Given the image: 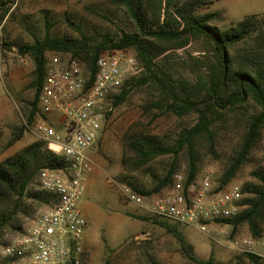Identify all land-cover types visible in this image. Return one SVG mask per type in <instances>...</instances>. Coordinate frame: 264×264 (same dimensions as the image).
<instances>
[{
    "label": "rangeland",
    "instance_id": "1",
    "mask_svg": "<svg viewBox=\"0 0 264 264\" xmlns=\"http://www.w3.org/2000/svg\"><path fill=\"white\" fill-rule=\"evenodd\" d=\"M188 1L193 0H174L169 18H174L176 6ZM205 1L212 2L204 4L197 12H219L214 23L220 28L232 26L247 16L254 17L252 34L233 46L230 52L236 65L249 63L253 66L252 61L257 59L264 73V0ZM159 2H146L148 18L154 25L166 17L164 10L159 11ZM6 9H0V161L37 140L23 126L30 102L35 97V62L31 55L19 52L20 44L45 40L54 46L60 41H74L93 47L106 43V39L114 38L122 31L138 34L149 46L154 68L163 83L151 79L134 86L103 126L92 153L95 162L92 175L86 180L80 201L87 220L83 264H152V259L159 264H197L185 256L172 233L127 201L113 180L147 190L156 185V178L172 164L176 172L187 174L190 148L186 145L185 129L197 122V114L189 112L179 116L167 111L164 85L194 99L202 98L200 83L207 78L215 58L212 44L204 37H192L184 46H178L176 41L142 35L126 5L117 0H17L8 3ZM2 37L11 44L2 43ZM107 45L99 53L114 51ZM125 50L135 56L141 67L136 49L129 47ZM70 53L49 48L45 53L46 64L53 57L63 59ZM78 55L84 60V53ZM143 73L140 71L136 76H143ZM258 110L255 102L249 99L242 105L218 109L211 115L210 131L191 139L197 173L208 171L216 178L222 175L240 148L246 132V119ZM142 136L153 141L152 155L142 157L132 148L131 142ZM14 138L16 140L11 142ZM181 142L184 145L175 154ZM259 171H264V127L246 161L229 183L241 188L257 187L261 184L256 176ZM40 190L36 178L33 191ZM242 195V198L254 196L249 191ZM14 203V197L0 200V220L12 216L0 231V248L7 234L19 230L28 217L48 206L39 199L27 198L21 206L26 212L19 210L14 214ZM177 228L200 259L205 260L212 255L215 264H252L242 253L224 245L228 236L248 235L246 223L241 224L235 233L228 227V236L220 232L217 241L193 227L177 225ZM3 263L0 256V264Z\"/></svg>",
    "mask_w": 264,
    "mask_h": 264
},
{
    "label": "built area",
    "instance_id": "2",
    "mask_svg": "<svg viewBox=\"0 0 264 264\" xmlns=\"http://www.w3.org/2000/svg\"><path fill=\"white\" fill-rule=\"evenodd\" d=\"M140 69L135 56L125 49L100 53L94 69L72 53L63 59L53 57L45 65L38 112L31 122L24 118L23 126L61 154L64 165L39 169V186L51 204L6 235L0 248L3 264H83L87 220L80 201L95 164L92 153L105 122L117 107L116 97L130 86ZM113 182L120 194L150 219L193 227L214 241L220 232L228 234L231 225L223 220L235 217L244 208L241 187L234 183L220 185L208 171L197 173L190 181L187 174L176 172L170 184L150 194L139 193L126 182ZM224 245L264 261V229L257 237L228 236Z\"/></svg>",
    "mask_w": 264,
    "mask_h": 264
},
{
    "label": "trees",
    "instance_id": "3",
    "mask_svg": "<svg viewBox=\"0 0 264 264\" xmlns=\"http://www.w3.org/2000/svg\"><path fill=\"white\" fill-rule=\"evenodd\" d=\"M117 1L126 5L139 33L142 35L165 41H176V45L178 46H184L192 37H204L212 44L215 58L210 64L207 78L204 79L203 83H200L203 93L202 98L194 99L191 95H186L171 86L164 85L167 92L165 105L167 111L179 116L189 112H195L197 114V122L191 128L185 129L186 145L190 148V161L187 170L188 181L198 172L195 159L192 156L191 139L201 133L210 131L211 115L216 113L218 109H232L237 105L244 104L249 99L253 100L258 106V112L250 115L246 119V132L239 150L218 178L220 185L228 184L246 161L250 150L256 143L264 127V73L259 65V61L254 59L252 62L255 65L252 64L253 66L249 65V63L236 65L234 56L230 52L233 46L244 41L252 34L255 26L254 17L247 16L232 26L220 28L214 23L219 16V12H197L204 4L212 1L193 0L176 6L174 11L175 16L170 19V8L173 6L174 0H160L159 11L164 10V16L166 17L162 21L158 20L157 24L154 25L148 18L147 0ZM151 1L154 2V0ZM8 3V1H0V9L7 10L6 5ZM163 3L164 7H162ZM1 40L6 45L11 44L3 39V37ZM105 41L108 43L107 48L111 49L135 48L137 57L142 64L140 71L144 72L143 76H133L131 78L130 86L125 88L116 97L114 101L116 106L126 100L134 86L144 84L151 79L163 83L157 70L154 68L153 56L151 55L149 46L139 38L138 34L122 31L116 37L108 38ZM106 43L88 47L86 44L74 41H60L56 45L51 46L48 41L35 40L31 44H20L18 46L20 53L31 55L35 62V97L30 102V108L26 116L28 122L34 120L38 112L39 94L42 88L46 65V51L49 48H57L62 51H71L75 55L84 53L83 58L85 62L94 69L95 58L100 54V50L105 48ZM21 130L22 128L20 129V133L22 132ZM16 138L12 139L11 142L16 140ZM131 145L134 151L142 157L153 154V141L147 136L134 139ZM182 145H184V142L179 144L178 149L174 151L175 154L178 153ZM63 165V156L50 149L44 141L35 140L27 144L13 155L0 161V200L14 197V204L16 206L14 214H17L19 210L26 212L22 207L27 198L39 199L43 203L50 205L51 202L48 194L43 190L33 191V184L36 178H38L37 174L41 167H61ZM175 173V165L172 164L165 173L156 178L157 183L152 189L145 190L132 183L128 184L139 193L150 194L170 184ZM256 176L261 183L259 186L251 188L244 186L241 188L242 194L246 191L254 194L252 197L242 198L241 204L246 207L235 217L223 220L224 223L231 225L232 233H235L237 228L243 223L247 224L249 234L253 237H257L263 229L264 171L256 172ZM11 218L12 216L2 217L0 220V231ZM152 220L163 226L177 238L182 252L187 258L197 264H215L212 255L204 260L198 258L193 253L190 243L177 228L176 224H168L155 219ZM242 255L248 258L252 264H261L262 260L252 253H242ZM151 262L152 264H159L154 259Z\"/></svg>",
    "mask_w": 264,
    "mask_h": 264
},
{
    "label": "crops",
    "instance_id": "4",
    "mask_svg": "<svg viewBox=\"0 0 264 264\" xmlns=\"http://www.w3.org/2000/svg\"><path fill=\"white\" fill-rule=\"evenodd\" d=\"M50 120H51V122H52L53 125H55V126L58 127V123H57V121H53V120H55L54 117H50ZM91 175H92V174H89L88 177L90 176L89 178H91Z\"/></svg>",
    "mask_w": 264,
    "mask_h": 264
}]
</instances>
